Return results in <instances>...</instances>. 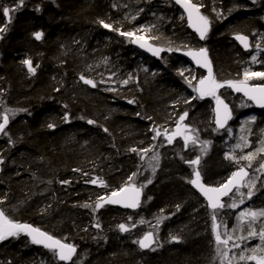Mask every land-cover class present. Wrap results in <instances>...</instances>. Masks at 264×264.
<instances>
[{
  "label": "trees",
  "instance_id": "obj_1",
  "mask_svg": "<svg viewBox=\"0 0 264 264\" xmlns=\"http://www.w3.org/2000/svg\"><path fill=\"white\" fill-rule=\"evenodd\" d=\"M192 2L210 21V33L201 45L184 21H178L171 0H24L23 6L10 13L11 20L3 15V7L15 9L19 0H0V27L7 28L0 32V117L5 109L16 112L6 127L10 138L0 135V209L16 222L31 224L74 245L77 252L70 264H216L213 212L204 207L195 212L190 207L191 198L201 204L188 186L194 168L210 187L221 185L241 167L248 169L247 186L241 191L244 203L234 217L248 209H264V169L260 168L264 152H257L264 147V116L258 114L251 123L233 119L223 132H216L210 99L195 96L194 85L185 83L181 66L171 53L163 57L165 63L147 59L131 49L129 36L120 35L161 15L160 31L151 32L148 41L174 52L200 46L207 49L218 82L243 80L246 70L264 71V0ZM100 20L112 29L104 28ZM177 28L182 36L175 35ZM35 32L42 33L41 39L35 38ZM234 35L249 38L247 53L237 49L231 39ZM80 43L89 46L84 53L70 49ZM132 55L150 65L152 77L133 79L111 93L78 81L88 59L107 58L131 69ZM26 59L36 68L34 74L22 63ZM249 82L257 85L264 80ZM235 106L242 114L252 110L245 103ZM185 112L188 115L180 122ZM88 120L95 123L88 124ZM178 122L187 126L196 143L186 149L179 140L178 151L162 155L178 139L173 138L172 143L167 139L177 131ZM202 142H208L206 152L201 151ZM143 149L150 151L145 154ZM250 152L257 153L254 160L240 159ZM157 154L159 163L153 172L149 163ZM197 157L199 165L187 163ZM134 173L135 185L147 178L142 206L150 197L146 204L149 213L169 221L160 224L158 232L168 242L147 255L133 236L136 229H144L138 222L142 209L135 213L108 207L94 211L99 195L126 185ZM97 178L107 187L90 182ZM250 184L254 185L251 199L245 190ZM85 204L91 207H83ZM216 223L221 236L227 239L226 230L232 236L226 246L229 259L235 256L233 261L255 264L239 260L241 252L261 243L258 236L240 239L248 236L247 220ZM120 224L129 231L121 232ZM261 226L264 217L253 225L257 231ZM48 260L58 264L52 253L31 245L19 234L0 241V264H48Z\"/></svg>",
  "mask_w": 264,
  "mask_h": 264
},
{
  "label": "snow or ice",
  "instance_id": "obj_2",
  "mask_svg": "<svg viewBox=\"0 0 264 264\" xmlns=\"http://www.w3.org/2000/svg\"><path fill=\"white\" fill-rule=\"evenodd\" d=\"M255 2V0H253ZM24 0H19V4L15 9H10L9 7H3V15L5 17H9V20H11L10 13L13 11H17L19 7L23 6ZM177 4H180L188 16V21L190 26L194 27L195 30L199 33L200 39L203 40L206 38L207 32L209 30L210 21L207 16L202 15L200 13V7L193 3L192 0H176ZM39 10V9H37ZM219 15V13H217ZM104 28L112 29V25L109 23H105L103 20L98 21ZM6 27H0V32L6 31ZM116 31H119V29H115ZM120 35L122 36H133L134 33L132 32H120ZM34 36L37 40L41 39L42 33L41 32H35ZM237 40H239L243 46L247 49L249 47L248 45V39L246 36L237 35L235 37ZM137 41L143 40V36H138ZM140 47L144 48L147 47V50L151 51L153 55L158 56L163 49L160 48H153L150 45H147L146 43H141ZM186 47V46H185ZM260 46L257 45V48ZM170 51L173 49H169ZM179 50V49H176ZM186 55H190L192 59L201 67H206L208 69V75L202 79L199 80L198 87L194 88V91L198 92L200 97L203 98L204 96H213L217 101V108H216V124L217 127H223L224 124L227 122L228 119L231 118V113L228 111L227 104H224V102L219 98V96L216 95V92L218 89L225 86V83L233 88L237 92H243L245 96H247L249 99L256 101L258 104H260L261 107H264V85L258 86V87H250L248 85V81L253 78H258L264 80V72H252L246 70L244 72V79L238 80V81H226L224 83L218 82L216 78L213 76L212 72V66L210 61L208 60L207 56V49L200 48L198 50H192L189 49L188 52L185 53ZM252 60L255 61L256 57L253 56ZM24 65L27 66V70L29 73L34 74L36 71V68L33 67L32 62L28 59L24 60L22 62ZM183 75V73H181ZM80 79L87 85H90L92 87H96V84L94 81L90 79H86L84 75L80 76ZM187 79V78H186ZM191 85V81H187ZM124 84H127L128 81H123ZM58 90V89H57ZM134 101L129 100L128 103H133ZM221 106L223 108V115L221 113ZM66 107V106H65ZM26 111V110H21ZM16 112L12 109H5L4 113L2 114V120L3 122L0 123V133L7 135L6 132V126L9 123L10 116H15ZM188 113L185 112L183 115L180 116L179 121L182 122L187 117ZM68 115L65 114L64 120H68ZM83 119V117H81ZM149 119H151L149 117ZM255 117H252L250 121H247L246 123L254 122ZM88 124H94L95 121L88 120ZM49 128H53V124L48 125ZM187 126L182 125L181 123H177V131L174 135H183L184 131L186 130ZM105 132L108 131L107 128L104 129ZM157 136L160 135L159 132L156 133ZM173 136L167 137L168 143H172ZM184 142L185 145H187L189 142L195 144L197 138L189 135H184ZM155 139V137H153ZM243 139V138H242ZM207 143L208 142H202L201 151L206 152L207 150ZM248 142L245 140L244 146L247 147ZM264 144V142H262ZM236 147H240V145H237ZM131 151L135 152L136 149H131ZM145 154H147L150 149H143L142 150ZM257 152H264V147H261L260 149H257ZM257 153L250 152L247 156H241V160H248L252 161L256 158ZM227 159H235V157L232 156H226ZM143 159V156L141 157ZM152 160L156 162V164L153 166V172L155 171V167L158 166L159 163V156L154 155L152 157ZM0 163H3L2 160H0ZM190 165H199L200 158L197 157L194 160L187 161ZM251 167V163L248 165ZM260 168L264 169V163L260 164ZM85 175H87L85 173ZM193 175L194 179L190 180L189 182L197 187L201 193L205 196V198L208 201V207L213 209L212 213V231L215 236L216 241V253L217 256L221 259V264H225V261H227V264H232L233 260L236 259L235 256H233L231 259L228 258L229 253L226 250V246L228 245L229 240L232 239V236L228 234L227 230L225 231L224 235L227 236V239H222L221 234L218 231L219 225L216 223L217 216H216V210L225 208V207H231L236 208L238 205L233 202L231 204H225L221 203V197L228 196L230 192H232L233 188L235 187L236 192H239V185L241 180L245 176L248 175V173L245 171L243 167L239 169L237 172H233L232 176L229 178V180L221 184L219 187H205L203 183H201V173L193 169ZM135 176V173L132 176L128 177V183L126 186L120 187L118 190L111 191L110 195L106 197H99L98 201L95 203L94 211L100 209L104 206V204H120L123 207L126 208H137L140 205V193L141 189L145 185H141L140 188L135 187L133 183V178ZM92 184L99 183L101 186L107 187V185L104 184V181L102 179H93L90 181ZM63 183H68V181H64ZM148 183H151V180L148 181ZM247 186V185H244ZM254 186V185H253ZM252 188H249L247 197L251 199L253 195ZM241 197H243V193H240ZM150 199V198H149ZM101 201L103 203H101ZM0 203H3V201H0ZM240 203H244V200L241 199ZM83 207H91V205L85 204L82 205ZM177 210H179V206H177ZM264 217V209L253 211V210H245L244 212H241L239 216L237 217V220L239 222H243L247 220L249 231L247 237H240L241 240H247L251 238H255L258 236L260 240V244L257 245L254 248H247L239 255L240 261H255V264H264V226H261L259 231L256 230L253 225H255L256 220L258 218ZM131 219V218H130ZM159 223V221H158ZM96 227H99V224L96 225ZM119 230L121 232H127L129 231V228L125 224H120ZM133 227H135V224H133ZM234 231V229H233ZM25 233L28 236L31 237V241L33 244L42 245L44 248L48 249L53 253V256L58 259L59 261L65 262L67 264L68 261H72L73 256L76 254L77 249L74 245L65 243L60 239L55 238L54 236L48 234L47 232L42 231L39 228L33 227L30 224L26 223H19L14 221L13 219L9 218L4 211L0 210V241H4L8 239L9 237H16L19 233ZM173 240H176V237H172ZM153 242V235L151 232L146 233L143 238H141L137 243L139 244L140 248H149ZM221 245L225 247H221ZM234 247L239 248V244H235ZM245 252L251 253L250 255H245Z\"/></svg>",
  "mask_w": 264,
  "mask_h": 264
},
{
  "label": "rangeland",
  "instance_id": "obj_3",
  "mask_svg": "<svg viewBox=\"0 0 264 264\" xmlns=\"http://www.w3.org/2000/svg\"><path fill=\"white\" fill-rule=\"evenodd\" d=\"M160 16L161 15H159L158 18L154 19L153 21H150L149 23H145V24H140V25L134 26L132 28V30H131V32L134 33L133 36H130L131 40L132 39H136L138 36H143L144 37L143 40H147L148 41L149 40L148 39V35L151 32H153V31H157L158 27L162 23V19L160 18ZM177 19H178V21L179 20L180 21L183 20V17L179 13V11H178ZM159 31L160 30H158V32ZM175 35L182 36L183 35V31L181 32L180 28H177L175 30ZM85 43H87V42H85ZM85 43H80L79 45L71 46L70 49L72 51L74 50L77 54L78 53H84L85 50H87V48L89 47ZM97 45L98 44L93 43V46H97ZM167 51H169V50H167ZM170 53H171V56H172L173 60L177 62V66H178V63H179V66H181V68L183 69V70H181V73H183V75H184L185 83H188L187 81H191V83L193 85L197 84V82L199 80L197 72H199V73H201V72L199 70H197V69H194L192 66L186 64L185 62H183V60L181 62H183L184 64L180 63L179 60H181V59L175 56L174 51H170ZM170 53H168V54H170ZM77 56H79L80 59H83V57H84V55L83 56L82 55H77ZM99 58L88 59V61H87L88 63L84 66L85 68L82 69V71H81L82 74L81 75H84L86 77V79H90V80L94 81L95 84H96V87H94V88L95 89H99L100 91H103V92H107V93L113 92L114 90H116L117 86L123 85L124 84L123 81H125V80H127L128 82H131L133 79L134 80L138 79V78L144 79L146 77H152V75H153V69H150V65H147L146 62L143 59H141L139 56L132 55V59H134V61L132 63L133 64V68H131V69H127V67L122 62L111 61V59L109 60L107 58L106 59L105 58H100L99 59ZM166 60H167V58L162 59L161 61H164V63H165ZM262 72H264V71H262ZM263 83L264 82H260V83H257V85L263 84ZM193 93L195 94L194 90H193ZM228 97L230 99H232L230 96H228ZM214 100H215V98H211V102L212 103H214ZM238 103H240V101L238 99H234L233 100L232 107H233L234 110H239L238 108H235V105L238 104ZM236 107H238V106H236ZM1 117H0V120H1ZM245 119L247 120V118H245ZM175 133H176V130L170 135V136H173L174 138H178V139H175V145L170 146L169 148H164L163 149L164 151L162 152V155L170 154V153H172L174 151V149H176V151H178V148L181 147L180 144L177 143L179 140L182 141V143H183V145H184V147L186 149H187L188 146L189 147L192 146L191 142H189L187 145H185L184 138H183L184 135L192 136V133L190 131L185 130L183 135H174ZM3 136H5V138H7V139L10 138L8 133H7V135H3ZM189 151H191V150H189ZM146 180H147V178L145 177L144 179H141L139 181V183H138L139 187L141 185H145L142 188L144 191H146L145 187L147 186ZM250 187L253 188V185L250 184L249 187L245 188V190L246 191L249 190ZM113 190H116V189L108 190L106 193H111V191H113ZM240 193H243V192H234L224 202L225 204H231V203L235 202L238 205V207H236V208L225 207V208H221V209L216 210V216H217V220L218 221L222 220V219H224L226 221H229L231 219H233L234 221L237 220V217H234V216L242 208L241 207L242 204L240 203V200L245 198V194L243 193L244 195H243V197H241ZM103 196L104 195H99V197H103ZM149 198H146V200L144 202V205L142 206L141 215L147 213V210H145V209L147 208L146 204L147 205L150 204L149 203L150 202ZM191 201L192 202H191V206L190 207H195L194 208L195 212H198L199 210H201V207H203L202 204H200V203L196 204L197 202L193 198H191ZM205 219H207V217ZM147 222H148V227L150 229L154 228L156 230V232L154 233L155 237L157 236V241L155 242V244L158 245V246L159 245L160 246L161 245H165L168 242V239H167V237H165V239H163L160 236H158V232H159V228H158L159 227L158 226L159 223H158V221H156L154 219H151L149 221H145V223H147ZM221 238L225 239L223 235L221 236ZM130 240L133 241L132 239H130ZM214 241H215V237H214ZM214 243L216 244V241ZM221 247H223V245H221ZM150 252H152V249L147 251V252L144 251L143 253L145 255H147ZM216 256H217V253H216ZM216 262H217L216 264H221L220 257H218V256L216 257ZM225 264H227V261H225Z\"/></svg>",
  "mask_w": 264,
  "mask_h": 264
},
{
  "label": "water",
  "instance_id": "obj_4",
  "mask_svg": "<svg viewBox=\"0 0 264 264\" xmlns=\"http://www.w3.org/2000/svg\"><path fill=\"white\" fill-rule=\"evenodd\" d=\"M172 1V3H173V5L175 6V8L180 12V14L183 16V19H184V22H185V25H186V28H187V30L189 31V33H191V34H193L194 36H195V38L197 39V41L199 42V44H202V42L205 40V39H203V40H201L200 39V36H199V33L195 30V28L194 27H192V26H190V24H189V21H188V16H187V13L185 12V10H184V8L180 5V4H177L176 3V0H171ZM209 31H210V25H209V30H208V32H207V35L209 34ZM207 35H206V37H207ZM237 35H234V36H232V41H233V43L240 49V51H242L243 53H247L249 50H250V45H249V39H248V45H249V47L246 49L244 46H243V44L239 41V40H237L235 37H236ZM243 36V35H242ZM0 40H1V37H0ZM141 43H146L147 45H150L151 47H153V48H160V49H163V48H161V47H159V46H156V45H154V44H152V43H150L149 41H147V40H140V41H137V39H132L131 41H130V46L132 47V49L134 50V51H136L137 53H139V54H141L142 56H144L145 58H148V59H152V60H159L162 56H164L167 52H166V50L165 49H163V51H161L160 52V54L158 55V56H156V55H153L152 54V52L151 51H149V50H147V47H144V48H142V47H140V44ZM200 49V48H199ZM186 52H188V50H184V51H176L175 52V56L176 57H178V58H180V59H182L183 61H186L188 64H190L193 68H195V69H197V70H199L201 73H202V78H204V77H206L207 75H208V69L206 68V67H201L200 65H198L193 59H192V57L190 56V55H186L185 53ZM207 56H208V54H207ZM208 60L210 61V58H209V56H208ZM210 63H211V61H210ZM211 66H212V64H211ZM25 67L27 68V66L25 65ZM212 72H213V67H212ZM80 83H82L83 85H86V86H88V87H92V86H90V85H87V84H85L80 78H79V80H78ZM198 85H199V82H197V84H196V87H198ZM264 85V84H263ZM250 86V85H249ZM258 86H262V85H251L250 87H258ZM222 89H228V90H230L233 94H235V95H240L241 97H243L245 100H247V101H249L252 105H253V107L257 110V112H261V113H264V107H261L260 106V104H258L256 101H254V100H251V99H249L247 96H245L244 95V93L243 92H237V91H235L233 88H231V87H229L227 84H225V86L224 87H222ZM196 96L198 97V98H200V99H205L207 96H204L203 98H201L200 97V95H199V93L198 92H196ZM223 101V100H222ZM224 102V101H223ZM224 104H226L225 102H224ZM228 106V105H227ZM216 108H217V101L216 102H214L213 104H212V123H213V125H214V127L217 129V130H223L225 127H226V125H227V123H228V121L230 120V119H228L227 120V122L224 124V126L223 127H217V124H216ZM228 111L231 113V111H230V109H229V107H228ZM221 113H222V115H223V108H222V106H221ZM3 122V120L1 121V123ZM240 169V168H239ZM239 169H237V170H235V171H233V172H237V171H239ZM245 169V171L248 173V175L247 176H245L244 178H243V180H241V182H240V185H239V189H241L242 187H243V184L245 183V181L248 179V177H249V170H247L246 168H244ZM232 172V173H233ZM232 173L228 176V178L222 183V184H224V183H226L228 180H229V178L232 176ZM192 179H194V178H191L190 180H192ZM201 183H203V181L201 180ZM204 184V183H203ZM204 186L205 187H210V186H207V185H205L204 184ZM220 186V185H219ZM219 186H214V187H219ZM189 188L192 190V192L194 193V194H196L204 203H205V205H206V208L208 209V210H210V211H213V209H211L210 207H208V201H207V199L205 198V196L201 193V191L197 188V187H195V186H193L190 182H189ZM236 191V189H235V187L233 188V190H232V192H230L229 193V195L228 196H225V197H221V203H224L234 192ZM141 193H140V202H141ZM101 203H103L102 201H101ZM104 207H110V208H118V209H120V210H122V211H130V212H133V211H136L137 209H138V207L137 208H135V209H133V208H126V207H123L122 205H120V204H104ZM218 210V209H217ZM25 237H26V239L28 240V241H30L31 242V244L32 245H34V246H38V247H41V248H43V249H46V248H44L42 245H38V244H33L32 243V241H31V237L30 236H28L27 234H25V233H23V232H21ZM148 248H144L143 250H147ZM46 250H48V249H46ZM59 261V260H58ZM60 263H65V262H62V261H59ZM69 262V261H68Z\"/></svg>",
  "mask_w": 264,
  "mask_h": 264
},
{
  "label": "bare ground",
  "instance_id": "obj_5",
  "mask_svg": "<svg viewBox=\"0 0 264 264\" xmlns=\"http://www.w3.org/2000/svg\"><path fill=\"white\" fill-rule=\"evenodd\" d=\"M180 13V12H179ZM182 16V15H181ZM183 17V16H182ZM185 23V22H184ZM186 26V25H185ZM187 29V28H186ZM209 33H210V31H209ZM193 35V34H192ZM209 35V34H208ZM208 35H207V37H208ZM195 37V36H194ZM207 37L205 38V40L207 39ZM249 39V38H248ZM197 40V39H196ZM204 40V41H205ZM1 41V40H0ZM203 41V42H204ZM202 42V43H203ZM233 42V41H232ZM249 45H250V40H249ZM236 46V45H235ZM131 47V46H130ZM237 47V46H236ZM200 48H202L201 46H200ZM131 49H132V47H131ZM199 48H197V49H192V50H198ZM237 49L240 51V49L237 47ZM133 50V49H132ZM134 51V50H133ZM136 52V51H135ZM166 52H167V50H166ZM176 52V51H175ZM175 52H174V54H175ZM240 52H242V51H240ZM243 53V52H242ZM139 54V53H138ZM207 54H208V51H207ZM139 55H141V54H139ZM142 56V55H141ZM209 56V55H208ZM142 57H144V56H142ZM162 58V57H161ZM160 58V59H161ZM148 59V58H147ZM150 60H152V59H150ZM180 61H182V59L180 60ZM183 62H185L186 64H188L186 61H183ZM188 65H190V64H188ZM191 66V65H190ZM195 69V68H194ZM182 70V68H180V71ZM201 74V76L200 77H198L199 78V80L200 79H202V73H200ZM213 76H214V72H213ZM215 77V76H214ZM199 80H198V82H199ZM82 84V83H81ZM226 84V83H225ZM248 85H252L251 83H249L248 82ZM260 85V84H259ZM193 88H196V84L193 86ZM99 90V89H98ZM100 91V90H99ZM100 92H103V91H100ZM216 95L217 96H219V98L221 99V100H224V102L228 105V107H229V109H230V111H231V118H230V120L228 121V123H227V125H226V127L223 129V130H217L215 127H214V125H213V123H212V128L216 131V132H223L226 128H227V126L229 125V123H230V121L231 120H233V119H245V118H247V120L248 121H250V119L252 118V117H255V119L258 117V114L259 115H261V116H264V113H261V112H257V110L253 107V105L249 102V101H247V100H245L243 97H241L240 95H235V94H233L230 90H228V89H222V88H220V89H218L217 90V92H216ZM195 96H196V91H195ZM228 96H230L232 99H230ZM197 97V96H196ZM198 98V97H197ZM206 98H208V99H211V98H214L213 96H207ZM205 98V99H206ZM229 98V99H228ZM198 99H200V98H198ZM234 99H238L239 101H240V103L243 105V103H245V104H247L252 110H251V112H249L248 114H242L241 112H242V109L241 108H239V107H236L235 106V108H238L239 110H234L233 109V107H232V102H233V100ZM214 102H216V99L214 100ZM213 104V103H212ZM243 107V106H242ZM241 109V110H240ZM211 118H212V108H211ZM1 121H2V117H1V120H0V123H1ZM7 127V126H6ZM2 133H0V135H1ZM156 164V162L154 161V160H152L150 163H149V167H150V169H153V166ZM156 168V167H155ZM248 170V169H247ZM191 178H195V177H191ZM190 178V179H191ZM190 181V180H189ZM246 182V181H245ZM146 183H147V180H146ZM135 185V184H134ZM123 186H126V185H123ZM188 186H189V183H188ZM122 187V186H121ZM135 187H137V188H140L139 186H138V184L137 185H135ZM146 188V187H145ZM243 188H244V184H243V187L241 188V189H239V192H241L242 190H243ZM119 189V188H118ZM118 189H116V190H118ZM190 189V188H189ZM191 190V189H190ZM192 191V190H191ZM236 192V191H235ZM146 194V191H144L143 189H141V202H140V205L138 206V209L136 210V211H133V212H130V211H122V210H120V209H118V208H113V209H118V210H120V211H122V212H127V213H135V212H137L139 209H142V203H143V199H144V195ZM108 195H110V193H107V195H104L103 197H106V196H108ZM199 200H200V202H201V204L203 205V207L207 210V211H209V212H213V211H210V210H208L207 208H206V205H205V203L196 195V194H194ZM144 205V204H143ZM102 208H104V206L102 207ZM108 208H110V207H108ZM1 210V209H0ZM145 210H147V213L146 214H142L139 218H140V220L138 221L139 223H140V225L142 226V227H144V229L142 228L141 230H138V229H136L134 232H133V236H134V238H135V242H136V245L138 246V248L142 251V252H147V251H149V250H151V249H154L156 246H158V245H156L155 244V242L157 241V236L155 237V235H154V233L156 232V230L154 229V228H152V229H150L149 227H148V222L147 223H145V221H149V220H151V219H154V220H156V221H159V227L158 228H160V224H162L163 222H165V223H167V222H169V221H165V219H162L161 217H159L158 215L157 216H155V215H152V214H150L149 213V208H146ZM150 218V219H149ZM170 220V219H169ZM26 224H28V223H26ZM31 225V224H30ZM33 226V225H32ZM34 227V226H33ZM37 228V227H36ZM149 232H151L152 233V235H153V242H152V244H151V246L147 249V250H143L142 248H140V246H139V244L137 243V241H139L141 238H143L144 237V235L146 234V233H149ZM19 235H21V236H23L25 239H26V237L22 234V233H19ZM159 236V235H158ZM140 237V238H139ZM9 238H11V237H9ZM139 238V239H138ZM27 240V239H26ZM27 242L28 243H30L31 244V242L30 241H28L27 240ZM70 244V243H69ZM32 245V244H31ZM34 246V245H33ZM160 246V245H159ZM35 247H38V246H35ZM38 248H41V247H38ZM42 250H44V251H47V252H50V253H52L51 251H49V250H46V249H43V248H41ZM52 255H53V253H52ZM76 256V254L73 256V259H74V257ZM55 258V257H54ZM72 259V260H73ZM55 262H57L58 264H65V263H60L59 261H58V259H56L55 258ZM72 261H69V262H67V264H70ZM47 263V262H46ZM48 264H50V261L48 260ZM232 264H243V263H240V262H237V261H233L232 262Z\"/></svg>",
  "mask_w": 264,
  "mask_h": 264
},
{
  "label": "flooded vegetation",
  "instance_id": "obj_6",
  "mask_svg": "<svg viewBox=\"0 0 264 264\" xmlns=\"http://www.w3.org/2000/svg\"><path fill=\"white\" fill-rule=\"evenodd\" d=\"M183 21H184V19H183ZM198 43H199V42H198ZM200 45H201V44H200ZM165 50H166V49H165ZM168 53H170V52H169V51H167V53H166L165 55H167ZM165 55H164V56H165ZM164 56H162V58H161V59H159V61H161V60L163 59V57H164ZM263 84H264V83H263ZM263 84H260V85H263ZM210 101H211V99H210ZM223 101H224V100H223ZM211 104H212V102H211ZM258 113H259V112H258Z\"/></svg>",
  "mask_w": 264,
  "mask_h": 264
}]
</instances>
